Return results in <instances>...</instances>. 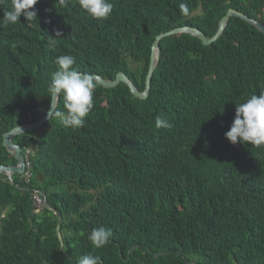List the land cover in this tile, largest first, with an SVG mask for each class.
Masks as SVG:
<instances>
[{
  "label": "trees",
  "instance_id": "trees-1",
  "mask_svg": "<svg viewBox=\"0 0 264 264\" xmlns=\"http://www.w3.org/2000/svg\"><path fill=\"white\" fill-rule=\"evenodd\" d=\"M110 2L101 20L78 0H38L40 23L21 15L0 27V164L17 163L4 134L50 108L57 56L107 79L124 71L145 90L159 33L189 24L213 36L231 7L264 22V0ZM8 10L3 0L0 18ZM96 85L82 127L53 113L14 137L36 154L29 182L0 173V264H76L85 254L103 264H264V146L225 136L236 103L264 88V32L232 16L211 44L184 32L163 38L147 98L125 82ZM56 111H66L62 95ZM157 116L172 127L157 128ZM35 188L54 209L36 208ZM98 226L112 236L95 248L88 235Z\"/></svg>",
  "mask_w": 264,
  "mask_h": 264
},
{
  "label": "clouds",
  "instance_id": "clouds-1",
  "mask_svg": "<svg viewBox=\"0 0 264 264\" xmlns=\"http://www.w3.org/2000/svg\"><path fill=\"white\" fill-rule=\"evenodd\" d=\"M37 3L38 0H11V10L4 11L3 17L0 18V27L15 25L20 21L21 15L26 18L27 23L39 20L38 12L34 7ZM61 3H64V0H61ZM78 3L92 18L101 20L107 19L112 14L114 7L110 0H78ZM0 4H3V0H0ZM180 11L183 15L189 14L186 4H180ZM60 35L61 33L57 30L56 36ZM50 46L56 47L55 39L50 41ZM54 63L58 68L53 73L49 84L50 108L47 113L48 118L50 119L55 113L63 126L73 129L82 127L85 118L94 107L93 96L97 87L96 77L91 73L76 70L73 67L76 61L71 55H59ZM61 95L66 111L55 110L53 102ZM155 125L157 128L172 127L169 121L159 116L156 118ZM225 136L232 144L247 145L250 143L256 147L264 146V88L260 90L259 94H252L245 102L236 103L234 120ZM27 152L31 154V148ZM25 156L27 157V155ZM111 236L110 228L98 226L91 230L88 239L95 248H100L109 243ZM61 249H64L63 246ZM64 250L67 251V249ZM76 264H103V262L99 256L85 254L78 258Z\"/></svg>",
  "mask_w": 264,
  "mask_h": 264
},
{
  "label": "water",
  "instance_id": "water-1",
  "mask_svg": "<svg viewBox=\"0 0 264 264\" xmlns=\"http://www.w3.org/2000/svg\"><path fill=\"white\" fill-rule=\"evenodd\" d=\"M232 16H238L243 18L244 20L250 22L252 25L255 27L259 28L261 31L264 32V22L261 20L251 17L250 15L244 13L243 11H240L236 8H229L227 13L221 18L219 21V26L216 31V33L213 36H208L201 28L197 26H192V25H183V26H177L174 27L170 30L163 31L159 33L156 36V39L153 43V50L151 54V59H150V64H149V70L146 76V87L145 90H141L129 77L127 73L124 71H120L117 73L116 77L114 79H107L100 73L94 72L91 73L96 77V82L102 86L105 87H115L118 84L125 82L131 92L133 93L134 96L139 97V98H147L149 96L151 86H152V78L157 66V62L159 59V52H160V42L163 38L171 35H175L178 33H190L199 39H201L205 44H211L212 42L218 40L221 35L223 34L229 19ZM59 97L53 102L55 105V110L57 108ZM49 110V109H48ZM48 113V111H47ZM47 113L37 119L36 121L33 122H28L24 123L21 125H17L14 128H12L10 131L6 132L4 134V144L7 147V149L16 157L17 163L16 164H0V173L5 172L10 180L17 185L15 182V174H22L25 171L26 167V156L23 153V147L16 143L14 141V137L18 134L33 130L42 124H44L47 120H49ZM24 188H28L25 186ZM41 193L44 196V201L43 204L46 207H49L50 209H54V207L49 203L47 200V196L43 190H41ZM61 221V220H60ZM59 236L61 237V232L58 229ZM62 238V237H61Z\"/></svg>",
  "mask_w": 264,
  "mask_h": 264
},
{
  "label": "built area",
  "instance_id": "built-area-1",
  "mask_svg": "<svg viewBox=\"0 0 264 264\" xmlns=\"http://www.w3.org/2000/svg\"><path fill=\"white\" fill-rule=\"evenodd\" d=\"M32 177V160L30 158V155L28 154L26 157V167H25V171L22 174V178L23 180H25L26 182H29L30 179ZM33 192V199L34 202L37 206V208H42L44 206L43 201H44V196L42 195V193L40 192L39 189H34L32 190Z\"/></svg>",
  "mask_w": 264,
  "mask_h": 264
},
{
  "label": "flooded vegetation",
  "instance_id": "flooded-vegetation-1",
  "mask_svg": "<svg viewBox=\"0 0 264 264\" xmlns=\"http://www.w3.org/2000/svg\"><path fill=\"white\" fill-rule=\"evenodd\" d=\"M43 125V124H42ZM36 129V128H35ZM35 129H33V130H35ZM34 139H35V137H34ZM33 138H32V140H34ZM32 146V148H31V150H32V152H31V154L32 155H35L36 154V147L34 146V145H31Z\"/></svg>",
  "mask_w": 264,
  "mask_h": 264
},
{
  "label": "crops",
  "instance_id": "crops-1",
  "mask_svg": "<svg viewBox=\"0 0 264 264\" xmlns=\"http://www.w3.org/2000/svg\"><path fill=\"white\" fill-rule=\"evenodd\" d=\"M24 154H25V155H28V154L30 155V153H28V152H26V153L24 152Z\"/></svg>",
  "mask_w": 264,
  "mask_h": 264
}]
</instances>
